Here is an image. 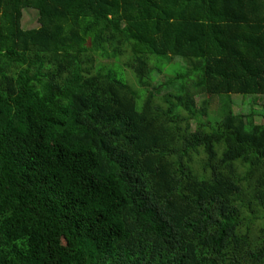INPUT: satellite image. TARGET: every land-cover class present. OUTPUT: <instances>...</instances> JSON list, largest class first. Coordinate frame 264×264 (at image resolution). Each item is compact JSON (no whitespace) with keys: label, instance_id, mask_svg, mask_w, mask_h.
<instances>
[{"label":"trees","instance_id":"1","mask_svg":"<svg viewBox=\"0 0 264 264\" xmlns=\"http://www.w3.org/2000/svg\"><path fill=\"white\" fill-rule=\"evenodd\" d=\"M0 264H264V0H0Z\"/></svg>","mask_w":264,"mask_h":264},{"label":"rangeland","instance_id":"2","mask_svg":"<svg viewBox=\"0 0 264 264\" xmlns=\"http://www.w3.org/2000/svg\"><path fill=\"white\" fill-rule=\"evenodd\" d=\"M22 25L24 28H32V27H37L39 26V22H38V12L35 9H26L24 11V16L22 19ZM164 75L163 74H159V78H163ZM233 100L236 103L235 106V111H239L241 109V107L243 106V97L242 96H238V95H233L232 96ZM258 101H256L257 103ZM225 103V100L222 99V97H215L214 99H212V103L210 106V113L212 115H219L223 112V105Z\"/></svg>","mask_w":264,"mask_h":264}]
</instances>
